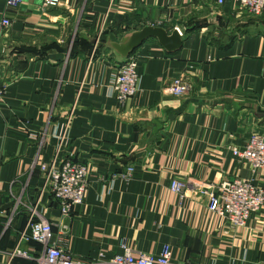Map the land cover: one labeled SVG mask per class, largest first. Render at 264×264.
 <instances>
[{
	"label": "crops",
	"instance_id": "obj_1",
	"mask_svg": "<svg viewBox=\"0 0 264 264\" xmlns=\"http://www.w3.org/2000/svg\"><path fill=\"white\" fill-rule=\"evenodd\" d=\"M5 1L0 264H35L9 261L8 253L39 195L41 215L57 220V204L40 194L39 167L54 158L87 167L64 244L72 255L93 261L121 253V244L157 255L167 244L170 264H264V207L226 230L192 186L250 178L264 187V170L251 174L231 151L264 133V19L252 21L233 0H61L47 8L41 0L15 8ZM145 25L179 30L182 46L168 52L149 39L135 49L127 58L137 64L138 90L120 102L111 81L126 58L111 44ZM179 77L190 90L167 93ZM175 179L187 183L183 198L170 188ZM20 248L38 254L43 247L28 239Z\"/></svg>",
	"mask_w": 264,
	"mask_h": 264
},
{
	"label": "built area",
	"instance_id": "obj_2",
	"mask_svg": "<svg viewBox=\"0 0 264 264\" xmlns=\"http://www.w3.org/2000/svg\"><path fill=\"white\" fill-rule=\"evenodd\" d=\"M23 0H6V8H15ZM43 8L56 6L61 0H41ZM218 4L226 0H216ZM238 9L247 12L250 16H258L264 13V0H233ZM10 25L6 16L0 17V35ZM181 35L180 31L178 30ZM191 88L188 81L174 78L170 81L165 91L174 96H183ZM111 89L120 102H125L138 90V73L135 60L126 58L121 63L112 78ZM61 147V142L58 149ZM57 149V150H58ZM234 156L244 161L251 174L264 170V133L254 132L242 149L232 147ZM43 184L40 194L47 193L57 204L59 215L55 223L48 221L41 215L38 209L41 195L37 197L33 205L27 206L28 220L26 227L20 232L17 245L8 253L9 261L15 257H21L33 261L35 264H170L171 248L163 245L159 254L137 251L121 244V253L105 257L102 253L93 261L83 260L67 251L64 244L69 235V220L72 217V208L83 203L84 193L88 186L86 165L72 159L50 162L40 165ZM133 167L129 166L123 178L129 179ZM196 195L207 198L208 209L223 216L226 222V230H234L245 225L248 218L264 207V187L253 184L250 178H235L222 181L213 185L203 181H195L192 184ZM186 181L173 180L171 190L185 196ZM20 203L16 199L15 209ZM53 225L56 230H53ZM32 240L42 245V250L37 254L20 248V242ZM198 264V263H187Z\"/></svg>",
	"mask_w": 264,
	"mask_h": 264
},
{
	"label": "water",
	"instance_id": "obj_3",
	"mask_svg": "<svg viewBox=\"0 0 264 264\" xmlns=\"http://www.w3.org/2000/svg\"><path fill=\"white\" fill-rule=\"evenodd\" d=\"M155 39L168 52H176L182 46V38L177 29L168 31L164 27L145 25L131 33L123 42L112 43L111 47L122 57L127 58L143 42Z\"/></svg>",
	"mask_w": 264,
	"mask_h": 264
},
{
	"label": "rangeland",
	"instance_id": "obj_4",
	"mask_svg": "<svg viewBox=\"0 0 264 264\" xmlns=\"http://www.w3.org/2000/svg\"><path fill=\"white\" fill-rule=\"evenodd\" d=\"M246 15H248L249 17H250V19L252 20V21H258V20H262V19H264V13H261L260 15H258V16H250L247 12H245V11H243ZM262 21H264V20H262Z\"/></svg>",
	"mask_w": 264,
	"mask_h": 264
}]
</instances>
